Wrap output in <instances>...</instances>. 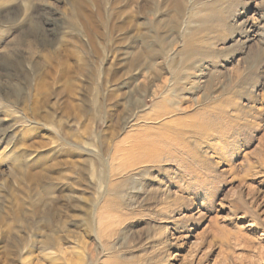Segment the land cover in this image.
<instances>
[{"label":"rangeland","instance_id":"1","mask_svg":"<svg viewBox=\"0 0 264 264\" xmlns=\"http://www.w3.org/2000/svg\"><path fill=\"white\" fill-rule=\"evenodd\" d=\"M0 264H264V0H0Z\"/></svg>","mask_w":264,"mask_h":264},{"label":"bare ground","instance_id":"2","mask_svg":"<svg viewBox=\"0 0 264 264\" xmlns=\"http://www.w3.org/2000/svg\"><path fill=\"white\" fill-rule=\"evenodd\" d=\"M169 99H170V98H169ZM166 101H169V100L166 99L165 102H166ZM171 101H172V100H171ZM169 102H170V101H169Z\"/></svg>","mask_w":264,"mask_h":264}]
</instances>
